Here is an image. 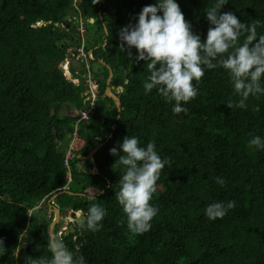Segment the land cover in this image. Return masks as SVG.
Instances as JSON below:
<instances>
[{"label":"trees","instance_id":"16d2710c","mask_svg":"<svg viewBox=\"0 0 264 264\" xmlns=\"http://www.w3.org/2000/svg\"><path fill=\"white\" fill-rule=\"evenodd\" d=\"M176 3L192 32L206 40L205 9L215 0ZM155 4L0 0V264L51 258L48 200L64 189L73 193L54 196L60 212L80 210L85 218L93 203L106 212L99 231L80 223L61 236L85 264H264V149L249 147L253 137L264 140V93L250 95L246 109L228 108L230 100L236 103L240 97L228 72L217 67L205 69L198 84L193 81L198 95L181 102L187 113L174 114L175 101H166L156 89L146 94L148 61L137 62L135 48L132 56L121 49L118 33L137 23L145 6ZM221 12H232L249 25L259 20L257 34L264 35V0H228ZM80 25L90 33L85 40ZM80 47L92 50V58L69 55ZM67 60L73 77L64 71ZM88 62L97 83L94 97L82 76ZM107 65L113 72L109 84ZM107 86L119 96L120 110L105 93ZM89 107L91 113L80 119V111ZM72 132L83 144L67 157L60 147ZM127 135L138 137L141 147L154 142L168 161L151 201L158 213L143 234L130 232L115 198L125 167L113 170L123 153L113 156L110 149ZM95 147L97 172L91 173L89 159L87 169L78 163ZM228 201L235 207L222 219L207 218L209 204ZM38 213L48 219L41 221Z\"/></svg>","mask_w":264,"mask_h":264},{"label":"clouds","instance_id":"9594fccd","mask_svg":"<svg viewBox=\"0 0 264 264\" xmlns=\"http://www.w3.org/2000/svg\"><path fill=\"white\" fill-rule=\"evenodd\" d=\"M98 2L99 0H92V4ZM227 3L228 0H215L211 7L205 9L210 26L204 41L192 32L191 24L186 21L176 0H156L155 5L145 6L138 15V22L130 23L118 33L121 49L128 51L129 56H132L131 49L135 48L138 53L135 60L148 61L147 69L150 75L143 83L145 93L156 89L166 101H175L172 109L174 114L187 113L188 109L182 107L181 102L187 103L196 98L198 89L193 81L198 84L205 74V69L221 67L228 72L234 94L240 97L238 102L233 103L230 100L226 104L230 109H246V101L250 95L264 93V87L261 86V78L264 76V35L257 34L260 21L255 20L249 25L242 23L232 12H221ZM41 23L42 21H39L37 25ZM241 36H245L243 43H239ZM72 52L69 55L75 57ZM88 89L90 90V87ZM108 89L114 93L110 87ZM109 96L119 97L113 94ZM253 110L259 111V107ZM91 111V107L81 110L80 119L84 120ZM74 136L80 138L77 133L72 132L68 140ZM249 147L264 149V140L260 136L253 137L249 141ZM120 151L123 155H119L112 167L114 170L116 165H123L125 171L118 181L119 190L115 191V198L127 216L130 232L143 234L151 229L150 221L158 213V207L151 201L157 190L156 184L161 171L168 161L162 160L158 155L154 142L141 147L138 137L135 136H125L121 144L110 149V154L117 156ZM91 170L96 173L97 166ZM67 176L70 181L69 174ZM216 182L221 186L225 184L220 177L216 178ZM51 205L58 207L55 203H49L50 207ZM234 207V201H228L226 204L212 203L206 207L205 215L213 221L222 219L228 210ZM59 213L61 216L60 210ZM80 214L77 213L78 216ZM105 214L103 207L93 203L88 208L87 216L81 219V226L93 232L99 231ZM0 244L3 245L2 240ZM48 249L51 253L50 259L28 257L25 264H85L83 256L74 257L63 241L55 236L49 237Z\"/></svg>","mask_w":264,"mask_h":264},{"label":"rangeland","instance_id":"374dc122","mask_svg":"<svg viewBox=\"0 0 264 264\" xmlns=\"http://www.w3.org/2000/svg\"><path fill=\"white\" fill-rule=\"evenodd\" d=\"M92 20V19H91ZM79 30H80V33H81V35H82V38L85 40V38L87 37H89L90 36V33L88 32V30H86L85 28H84V26L83 25H80L79 26ZM80 51H82V55H85L86 54V52H87V54H86V56L85 57H89V56H87V55H91L90 56V58H92V50H88V51H86V50H83V48L82 47H80L79 48V53L81 54V52ZM74 55H77V57L79 56L78 54H76L77 53V51H73L72 52ZM85 57H83V59H85ZM69 61V60H68ZM68 61H64L65 63H64V68H66V66H67V64L66 63H68L69 64V62ZM100 65L98 64V63H95L94 64V67L95 68H98ZM78 71L76 70L75 71V74L77 73ZM67 75L70 77H73V74L71 73V72H68L67 73ZM82 76L84 77V78H87V82H89V83H91L93 80V78L91 77V68H90V62H88L87 63V65H86V72H83L82 73ZM76 79H77V77H76ZM87 91V90H86ZM107 93H109V94H113V95H116L115 93H111L110 92V90L109 89H107V91H106ZM117 102V101H116ZM88 116V115H87ZM86 116V117H87ZM85 118V117H84ZM70 140V139H69ZM69 140H67V146H66V148H65V153H67L68 152V149H69ZM76 141H78L80 144H83V140L80 138V139H77ZM88 155H89V157L91 158V157H93V155L91 156L89 153H88ZM88 155H84V156H82V157H80L81 158V160L79 161V163H78V165H79V167H81L82 169H87V164H86V159H89L88 158ZM94 159V158H93ZM89 172H91V173H93V170H91V171H89ZM67 174H69V176H70V173H67ZM69 182V181H68ZM54 198H50L49 200H48V209H47V213H50V211H52L53 212V209H52V207H50L49 206V203H51V204H54V200H53ZM40 205H41V203H39L38 205H36L33 209H36L37 207H40ZM53 206V205H52ZM50 208H51V210H50ZM30 211H32V209H30L29 210V212ZM77 213H81L80 211H76L75 213H72V212H70L69 210L68 211H64V213H61V217L59 218V221H58V223L56 224V226H55V228H57L58 230H57V236H58V239H61V236L62 235H65V234H68L70 231H73V229H74V226L76 225V224H80V221H81V219L83 218V216L80 214L79 216L77 215ZM38 215H39V217L41 218L40 220L41 221H45V220H47L48 219V216L47 215H45V214H42V213H38ZM53 218H54V213H53V215H52V217H51V222L53 221ZM54 228V229H55ZM54 229H53V236H55V232H54Z\"/></svg>","mask_w":264,"mask_h":264},{"label":"water","instance_id":"95a60500","mask_svg":"<svg viewBox=\"0 0 264 264\" xmlns=\"http://www.w3.org/2000/svg\"><path fill=\"white\" fill-rule=\"evenodd\" d=\"M68 58H69V56H68ZM107 67H108V69H109V78H108V80H107V84H108L109 81H110V79H111L110 77H111V75H112V69H111V67L108 66V65H107ZM108 88H109V86H107L106 89H105V93H106L107 95H109V93L106 92ZM112 98L114 99V101H117V102H116V103H117V106H118L117 108H118V110H120V98H119V97H116V96H115V97H112ZM64 148H65V147L62 145V146L60 147V151H64ZM96 150H97V147L91 149V150L89 151V154L92 156L93 153H94ZM88 158H89L90 162L93 164V167L96 168L95 161H94L92 158H90L89 155H88ZM64 191H67V192L70 193V194L73 193V192L68 191V190H60V191L56 192V194H54L53 196H51V198H54V196H57L58 194H60V193H62V192H64ZM80 194L83 195V193H80ZM51 206H52V205H51ZM52 209H53V212H54V218H53V221L50 222L49 227H48V233H49V236H53V229H54V227H55V224L58 222L59 218L61 217V216H60V213H59V208H58L57 206H52Z\"/></svg>","mask_w":264,"mask_h":264},{"label":"built area","instance_id":"2783aa9c","mask_svg":"<svg viewBox=\"0 0 264 264\" xmlns=\"http://www.w3.org/2000/svg\"><path fill=\"white\" fill-rule=\"evenodd\" d=\"M80 52H81V54L79 53V49H78V53H76V54L79 55L78 56L79 58H82L83 59V57L86 56L87 52H86L85 55H82V51H80ZM87 56H89V58H90L91 55H87ZM75 57H77V55ZM68 68H69V66H67L66 68H64L65 73L70 72ZM92 80L93 81L91 83L88 82V85L90 87V92L92 93V95H94V93L97 91V83H96V81L94 79H92ZM83 114H85V112H83ZM77 139H80V138H78V137L76 138L74 136V138H71L70 139V141H69V149H68V152L66 154L67 157L73 156L74 155V152L79 148V144L80 143L78 141H76Z\"/></svg>","mask_w":264,"mask_h":264},{"label":"bare ground","instance_id":"6f19581e","mask_svg":"<svg viewBox=\"0 0 264 264\" xmlns=\"http://www.w3.org/2000/svg\"><path fill=\"white\" fill-rule=\"evenodd\" d=\"M91 158H93V157H91Z\"/></svg>","mask_w":264,"mask_h":264},{"label":"flooded vegetation","instance_id":"af4514ba","mask_svg":"<svg viewBox=\"0 0 264 264\" xmlns=\"http://www.w3.org/2000/svg\"><path fill=\"white\" fill-rule=\"evenodd\" d=\"M61 213H63V212H61Z\"/></svg>","mask_w":264,"mask_h":264}]
</instances>
